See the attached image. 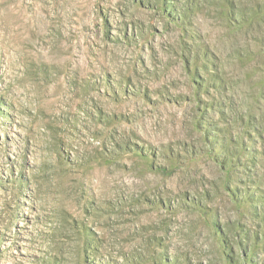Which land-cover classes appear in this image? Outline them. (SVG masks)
<instances>
[{
  "label": "rangeland",
  "instance_id": "1",
  "mask_svg": "<svg viewBox=\"0 0 264 264\" xmlns=\"http://www.w3.org/2000/svg\"><path fill=\"white\" fill-rule=\"evenodd\" d=\"M0 264H264V0H0Z\"/></svg>",
  "mask_w": 264,
  "mask_h": 264
}]
</instances>
